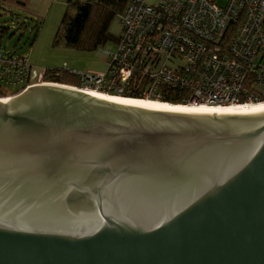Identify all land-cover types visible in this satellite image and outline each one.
I'll return each instance as SVG.
<instances>
[{"label": "water", "instance_id": "obj_1", "mask_svg": "<svg viewBox=\"0 0 264 264\" xmlns=\"http://www.w3.org/2000/svg\"><path fill=\"white\" fill-rule=\"evenodd\" d=\"M0 264H264V112L0 99Z\"/></svg>", "mask_w": 264, "mask_h": 264}, {"label": "built area", "instance_id": "obj_2", "mask_svg": "<svg viewBox=\"0 0 264 264\" xmlns=\"http://www.w3.org/2000/svg\"><path fill=\"white\" fill-rule=\"evenodd\" d=\"M119 24L116 49L101 50L103 73L59 68L56 74L74 75L78 84L44 81L46 70L32 76L27 57L0 51V83L25 82L20 90L58 83L154 101L168 89L183 92L184 105L264 102V0H127Z\"/></svg>", "mask_w": 264, "mask_h": 264}, {"label": "rangeland", "instance_id": "obj_3", "mask_svg": "<svg viewBox=\"0 0 264 264\" xmlns=\"http://www.w3.org/2000/svg\"><path fill=\"white\" fill-rule=\"evenodd\" d=\"M158 2L159 0H147L152 5ZM74 12L75 5L68 0H27L22 6L0 0V30L5 29L0 37L1 52L27 57L32 76L43 70L59 68L72 69L81 74L105 72L108 58L101 50L113 52L116 43L108 41L91 51L67 48L55 43L63 15ZM110 31L114 35L120 33L118 18L111 23ZM24 83L1 81L0 96L18 91Z\"/></svg>", "mask_w": 264, "mask_h": 264}, {"label": "trees", "instance_id": "obj_4", "mask_svg": "<svg viewBox=\"0 0 264 264\" xmlns=\"http://www.w3.org/2000/svg\"><path fill=\"white\" fill-rule=\"evenodd\" d=\"M2 1H7L16 6H22L27 0ZM68 2H73L75 12L73 14L65 13L63 15L55 43H60L67 48L91 51L99 48L108 41L114 43L118 41L120 33L114 35L110 31V25L115 18L119 20V15L124 10L127 0H68ZM4 32V28L0 30V37ZM56 71L46 70L43 77L44 81L60 82L70 85L78 84V78L76 76L65 73L56 74ZM183 95V92L167 89L163 90V95L158 101L174 105H184L182 100ZM121 97L138 99L137 94H123Z\"/></svg>", "mask_w": 264, "mask_h": 264}, {"label": "bare ground", "instance_id": "obj_5", "mask_svg": "<svg viewBox=\"0 0 264 264\" xmlns=\"http://www.w3.org/2000/svg\"><path fill=\"white\" fill-rule=\"evenodd\" d=\"M87 94L124 105L137 106L150 110L176 111V112H191V113H218V114H245V113H260L264 112V102L251 104L247 106L232 105V106H209V105H174L162 103L159 101L148 99H135L121 96L105 95L97 92H86Z\"/></svg>", "mask_w": 264, "mask_h": 264}]
</instances>
